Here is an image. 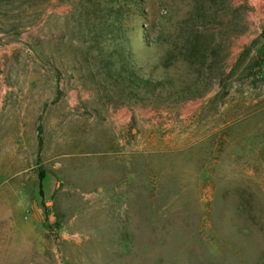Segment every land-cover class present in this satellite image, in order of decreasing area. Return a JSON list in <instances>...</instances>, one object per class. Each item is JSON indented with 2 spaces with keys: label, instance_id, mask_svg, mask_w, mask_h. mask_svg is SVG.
Wrapping results in <instances>:
<instances>
[{
  "label": "rangeland",
  "instance_id": "rangeland-1",
  "mask_svg": "<svg viewBox=\"0 0 264 264\" xmlns=\"http://www.w3.org/2000/svg\"><path fill=\"white\" fill-rule=\"evenodd\" d=\"M0 264H264V0H0Z\"/></svg>",
  "mask_w": 264,
  "mask_h": 264
}]
</instances>
